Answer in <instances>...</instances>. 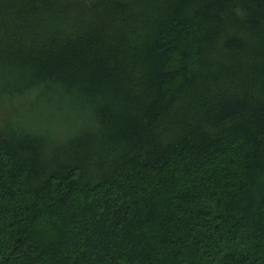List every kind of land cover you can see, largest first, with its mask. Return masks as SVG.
Here are the masks:
<instances>
[{"label":"trees","instance_id":"16d2710c","mask_svg":"<svg viewBox=\"0 0 264 264\" xmlns=\"http://www.w3.org/2000/svg\"><path fill=\"white\" fill-rule=\"evenodd\" d=\"M0 264H264V0H0Z\"/></svg>","mask_w":264,"mask_h":264}]
</instances>
